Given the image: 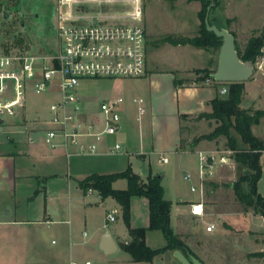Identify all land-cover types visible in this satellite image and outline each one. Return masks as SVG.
<instances>
[{"label": "rangeland", "instance_id": "374dc122", "mask_svg": "<svg viewBox=\"0 0 264 264\" xmlns=\"http://www.w3.org/2000/svg\"><path fill=\"white\" fill-rule=\"evenodd\" d=\"M4 3L0 5V47L8 48L11 44L19 45V49H28L34 54H49L53 53L57 48V39L55 35L56 26V2L55 0H2ZM142 9V26L145 32L146 43L151 42V48L145 45V54L153 66H156L160 71H168L179 67L200 68L206 63V57L199 50L190 46H174L171 44H159L160 40L165 36L173 37H191L197 34V29L200 23L197 17L196 8L198 2H186L185 0H140ZM229 10L237 16V21L246 27L257 28L264 21V0H228ZM113 11H121V7L112 6ZM127 9V8H126ZM3 15V16H2ZM6 16V19L4 18ZM244 18V19H243ZM5 21V22H3ZM264 25V24H263ZM259 31V30H258ZM258 31L250 32L248 37L258 34ZM243 39H238V43L242 44ZM155 44H159L158 49H155ZM238 46V45H237ZM239 47V46H238ZM18 49V48H17ZM210 51L217 52L218 49ZM264 50V48H263ZM1 52V50H0ZM200 70V69H196ZM193 70V76L199 75ZM185 74H177L178 78ZM200 76V75H199ZM186 77V76H185ZM141 78V77H139ZM138 78H100V79H83L78 86V92L83 98V109L86 112H98L99 105L104 98L116 94L122 97L125 96V89L135 90L133 83L129 80ZM126 81V83H125ZM138 86L142 96L145 97L146 87ZM224 86V85H223ZM227 89V87H225ZM264 89V88H263ZM137 91V90H136ZM138 92V91H137ZM262 99L264 100V90H260ZM254 94L251 92L250 94ZM226 94V93H225ZM223 95V94H222ZM57 89L45 90L40 94L33 92V82H25L23 92V109L15 110L14 116L5 117L13 118L24 115L28 126H32L34 117L37 116L38 125L41 134L47 129L44 124L49 118L48 106L52 101L59 99ZM144 104V103H143ZM144 106V105H143ZM135 108V106L133 105ZM135 112V111H134ZM198 115L186 116L181 120V140L182 148L189 149L193 143L201 135L207 134L215 126V123L205 118H198ZM17 117V118H18ZM14 118V119H17ZM13 120V119H12ZM145 122V121H144ZM146 123V122H145ZM137 126L138 122H134ZM18 120L10 123V127L20 126ZM26 123L23 122V126ZM146 128L149 123H146ZM17 128V127H16ZM16 128L13 127L15 130ZM12 129V128H9ZM7 126L4 127V132L9 133ZM3 132V133H4ZM40 134V133H39ZM40 134V135H41ZM35 139L38 150H43L39 135H32ZM205 146L201 147L206 151L227 150L225 138L221 137L217 140L207 141L201 140L199 143ZM111 143V146H113ZM123 153V148L117 153H108L104 159L112 163L111 169L121 171L125 169L127 156L119 154ZM168 161L161 162L158 156L155 158L154 169L157 171V176L165 174L163 184L166 192V199H175V189L181 190L182 194L188 196L191 201L197 200V194L190 192V184L183 179L186 172H194L197 164V157L194 153L188 152L183 154L168 153L166 154ZM95 161L97 157L81 156L73 157L69 160L70 164L76 162V168L82 167V163L87 161ZM263 174L261 180L257 183V191L264 197V152L260 158ZM230 166L220 167L215 176L204 183L202 201L207 206V212L212 216L223 218L221 224L212 232L206 233L205 223L202 220L191 217L193 231L186 234L182 241L191 251V255L202 259L205 264H264V229L255 228L256 224L260 223L259 215L255 214L252 209H244L237 201L233 193L232 184L240 176V171L234 163L232 157L229 160ZM74 167V168H75ZM84 169L74 170V173L81 176ZM123 184V183H122ZM245 186V185H244ZM124 189V185H122ZM63 191H66L65 189ZM137 197V196H135ZM142 198V197H138ZM144 198V197H143ZM106 199V198H105ZM146 199V198H145ZM67 195L54 194L50 199L49 207H64L68 205ZM116 201L109 197L102 205L93 207L89 212L83 213L81 207L75 206L73 199L72 217L69 218V225L60 224L58 227L66 226L73 230L74 240L76 243L74 248L79 252V258H87L91 264H106L108 260L113 258H126L128 254L119 249L116 253L108 255L103 254L92 241H95L99 232L97 227L104 222L105 216L116 207ZM118 204V203H117ZM136 216L138 219L148 218V204L146 213L142 210L145 203H136ZM140 204V205H138ZM142 206V207H141ZM131 212V211H130ZM253 213L252 215H247ZM245 215V216H244ZM52 216V215H51ZM116 220L110 223L111 227L116 228V233L121 237L125 236V224L122 218L121 208L118 209L115 215ZM53 220L58 216L55 212L52 216ZM206 221L210 218L206 217ZM253 220V222H251ZM55 227L48 229H35L27 225L23 226H8L0 227V264H51V258H56L55 251L58 245L51 243V240L58 241V233ZM82 233L86 236L82 239ZM149 235V244L158 245V240L161 234ZM190 254V253H189ZM262 254V255H261ZM126 256V257H125ZM160 258V257H159ZM161 258H174L171 251L163 253ZM173 262H177L176 260Z\"/></svg>", "mask_w": 264, "mask_h": 264}, {"label": "crops", "instance_id": "0c3cea01", "mask_svg": "<svg viewBox=\"0 0 264 264\" xmlns=\"http://www.w3.org/2000/svg\"><path fill=\"white\" fill-rule=\"evenodd\" d=\"M199 10L200 4L196 8V12L198 13ZM208 21L212 25L228 30V32L234 36L235 43L240 49H243L249 38L246 35L250 32L252 33L260 30L264 24L263 21L258 28L257 26H245V28H243L244 26L242 23L237 21V16L229 10L228 0H220L219 5L209 12ZM197 25H199L198 22L196 23V26ZM238 39H243L242 44L237 42ZM145 45L147 48H151V42L147 44L146 39ZM154 46L155 49H158L159 44H155ZM177 46L180 47L183 45ZM196 49L206 57V63L202 67H179L169 69L168 71H160V69L153 66L150 60H147L148 58L146 57L145 74L136 80H129L133 83L132 85L135 90L125 89V96L123 97L117 92L116 94L114 92L110 97L102 100L104 101L121 96L124 99V103L119 109L120 129L116 134L112 136H102L97 140L91 137L83 138L81 140V142L85 144L95 142L97 145V151L95 154L67 156L68 153L77 151L76 148H49L44 144L46 130L43 131L42 136V130H40L39 127H36L38 125L37 116L33 118L34 122L32 123V126H28V122L24 115L18 117V113L16 117L11 119L7 118V122H5L4 119L0 128V227L5 228L8 226L14 227L20 225L24 227L27 225L29 229H37L38 227V229L43 230L48 229V227H55L54 229L58 233V241L51 240V243L54 242L55 245L57 244L58 248L55 251L56 258H51L50 262H53L51 264H83L85 262H90L87 258H79V252L74 248V245H80L85 241L76 243L73 230L66 228V226H57L65 223H67L66 225H69V218L72 217L73 199L76 203L75 206L78 208L80 206L84 214L90 213L89 211L93 209V207L102 205L105 200L109 199V197L101 199L98 193L94 190L84 192L78 186L79 181L92 174L105 175L119 173L124 171L128 166L134 174L138 175L141 179H145L147 174H151L152 176L157 174V171L154 169V160L157 156L160 160V157H167L166 154L168 153L173 152L183 154L192 152L197 157L198 151L206 150L201 148L205 146L201 142L189 149H183L180 144L182 120L180 119V116H193L201 113H209L211 111L210 101L219 94V90L224 84L214 81L213 78L199 81V75H192L193 70L207 68L211 71V76L215 71L217 64L218 50L217 52H214L199 48ZM262 53L263 54L254 63V70L251 78L243 82L244 92L240 103V108L242 109L264 111V100L262 99V93L260 92V90H264L263 49ZM180 73L185 75L178 78L177 74ZM143 83L146 87L145 97L142 96V91H139L138 86L135 87V85H143ZM251 92H254V94H250ZM77 93L81 105V112L79 115L81 121L85 123L91 122L95 126V129H100L102 127L100 111L86 112L82 107L83 98L78 90ZM137 99H141L144 103H142L144 110L142 114H139L137 104L134 103V100ZM21 109H23V106L16 108V110H20V112ZM14 120H18L19 123H22L20 126H13L14 128L17 127L15 130L13 127H10V123ZM135 121L138 122L137 126L134 124ZM144 121L149 123L148 128H146V123ZM23 122L26 123L25 126H23ZM44 124L47 128L49 127L46 122ZM5 126H7L8 129L12 128L8 130L9 133L4 132ZM252 133L257 138L264 141V115L261 116L256 125L252 126ZM34 134L39 135L41 142L38 144L42 145L44 148L43 150L37 149L35 139L32 137ZM112 142H114L113 145L118 143L120 144V147L123 148V153L119 154V156H127L126 167L121 171L111 169L113 164L109 163L107 159H104L108 153L111 154L110 151L113 147L111 146ZM81 156H94L97 157V160L87 161L86 163H82V167L77 168L75 167L76 162H74V164L69 163L71 158ZM142 165L145 169L144 177L140 175ZM80 169H84V171L81 176H78L74 173V170L80 171ZM196 169L197 164L194 172H189L195 174ZM164 177L165 174L162 173L161 186L163 188L164 199H166V192L163 184ZM122 185L126 188V181L124 179H118L112 184V187L114 189H122ZM177 188L174 192L175 199L173 201L171 199L166 200L171 202L170 226L173 232L183 239L186 234L193 231L190 220L193 216L189 213V204L194 202V200L191 201L188 199V196L182 194L181 190ZM64 189L66 191H63ZM54 194L67 195L69 199L68 201L70 202L64 207H60L59 205L58 207L51 208L48 204ZM198 200L199 196L197 194V200L195 201ZM138 201L140 204L145 203V205L141 207L146 213V207L148 204L147 200L143 197H132L130 199V226L132 228H145L148 226V218H146V220L144 218L142 219L143 221H141L136 216L135 206ZM116 206L117 208L113 207L107 213L103 224L97 227V231L99 232L98 237L95 241H92L93 245L99 249L98 244L101 236L105 233L109 234L117 246L116 251L113 253L118 252L119 249L122 250L121 246L130 241L126 226L125 230L127 236L126 238L124 236L122 239L117 235L115 227H111L107 230L110 223L116 220L115 215L117 214L118 209L120 210V206L117 203ZM203 207L204 215L200 219L197 217L193 218L204 221L205 225L210 223L213 224L215 230L221 224L223 218L212 216L210 212H207V206L204 202ZM111 211L115 212V219L114 221L109 222L107 216ZM55 212L58 218L53 220L52 216ZM247 215L255 217L253 213H248ZM206 217L210 218V220L206 221ZM259 217L261 222L256 224L255 228L263 230L264 217L260 215ZM251 222H253V220H251ZM157 232L159 231H146L145 233V244L153 250L165 246V240L160 232L159 233L162 237L159 238L158 245L153 246L149 244V235H158L156 234ZM84 234L85 233H82V239L86 236V234ZM162 256L163 254L158 255L150 262H134L128 255V257L125 256L126 258H113L108 260L106 264H180L175 258H161ZM198 259L202 261V259ZM175 260L177 262H173Z\"/></svg>", "mask_w": 264, "mask_h": 264}, {"label": "built area", "instance_id": "2783aa9c", "mask_svg": "<svg viewBox=\"0 0 264 264\" xmlns=\"http://www.w3.org/2000/svg\"><path fill=\"white\" fill-rule=\"evenodd\" d=\"M57 48L53 53L34 54L28 49L0 47V118L14 116L23 106L25 82H33V92L57 89L60 98L49 105L48 128L44 144L51 149L75 147L71 155H92L97 151L95 142L82 143L83 138L95 140L112 136L120 129V107L124 99L119 96L104 100L99 105L102 127L81 121V105L77 89L83 79L139 78L145 74V32L142 26L140 0H55ZM121 7L113 11L112 6ZM127 8V9H126ZM219 93L225 94L222 86ZM139 114L143 113L141 99L134 100ZM121 149L116 143L111 153ZM230 150L197 152L196 173L186 172L183 179L190 184V192L197 193L198 201L189 204L193 217L204 215V183L216 171L230 166ZM166 163L167 157H160ZM230 163V164H229ZM92 191L88 189L87 192ZM115 212L107 219L114 221ZM264 219V218H263ZM214 230L207 224L206 232ZM85 235V234H84ZM83 264H90L85 262Z\"/></svg>", "mask_w": 264, "mask_h": 264}, {"label": "trees", "instance_id": "16d2710c", "mask_svg": "<svg viewBox=\"0 0 264 264\" xmlns=\"http://www.w3.org/2000/svg\"><path fill=\"white\" fill-rule=\"evenodd\" d=\"M186 2H198L200 10L197 13L199 18V28L197 34L192 37H182L171 35L165 36L160 43L171 45H190L204 50H216L220 46V39L213 32L206 29L204 22L207 8L210 11L217 7L220 0H185ZM4 3L0 0V5ZM209 11V12H210ZM3 16V15H2ZM5 22V21H3ZM9 48H21L17 44H11ZM264 47V25L258 31V34L251 35L243 49H240L235 43V48L241 61H253L263 54ZM210 70H196L199 81L211 79ZM227 87L226 94H217L210 101L211 111L201 113L197 117L205 118L215 123L214 128L207 134L201 135L190 147H194L201 140H217L225 138V149L231 151V157L240 171V176L232 184L233 193L237 201L244 209H252L257 215L264 217V197L257 191V183L262 177V168L260 157L264 152V141L257 138L252 133V126L259 122L264 115L262 110H247L240 108L242 95L244 92L243 82L224 83ZM186 116H180L183 119ZM182 147V146H181ZM126 181L125 189H114L112 184L118 180ZM245 185V186H244ZM78 186L86 192L88 189L98 193L101 199L112 198L121 208L122 218L128 230L130 241L121 246L134 262H150L153 258L165 252L175 250L183 254H192L182 239L173 232L170 226L171 202L164 199L163 188L161 186V177L147 174L145 179H141L134 174L128 166L119 173L98 175L92 174L78 182ZM144 197L148 203V226L132 228L130 226V199L132 197ZM146 231H159L164 240L165 246L160 249H150L145 244ZM262 255V254H261Z\"/></svg>", "mask_w": 264, "mask_h": 264}, {"label": "water", "instance_id": "95a60500", "mask_svg": "<svg viewBox=\"0 0 264 264\" xmlns=\"http://www.w3.org/2000/svg\"><path fill=\"white\" fill-rule=\"evenodd\" d=\"M210 7L207 8L204 22L206 29L213 32L220 39V46L217 53V64L215 71L211 74L214 81L219 83L245 82L251 78L254 70L253 61H241L235 48L234 36L225 28H219L208 21ZM3 119L0 118V128ZM140 175L145 176L144 166H141ZM161 177V175H158ZM98 247L105 254H111L116 251L117 246L112 237L105 233L99 240ZM173 257L180 264H204L201 260L191 254H183L179 250L173 252Z\"/></svg>", "mask_w": 264, "mask_h": 264}, {"label": "flooded vegetation", "instance_id": "af4514ba", "mask_svg": "<svg viewBox=\"0 0 264 264\" xmlns=\"http://www.w3.org/2000/svg\"><path fill=\"white\" fill-rule=\"evenodd\" d=\"M4 18L6 19V16H4Z\"/></svg>", "mask_w": 264, "mask_h": 264}]
</instances>
